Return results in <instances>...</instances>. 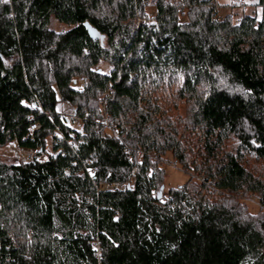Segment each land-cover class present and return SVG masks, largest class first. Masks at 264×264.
I'll return each mask as SVG.
<instances>
[{"label": "trees", "instance_id": "obj_1", "mask_svg": "<svg viewBox=\"0 0 264 264\" xmlns=\"http://www.w3.org/2000/svg\"><path fill=\"white\" fill-rule=\"evenodd\" d=\"M249 2L235 22L218 0H0V146L49 155L0 161V264H174L197 240L196 264H264V0ZM172 162L188 178L166 191ZM248 197L252 221L227 217ZM218 223L232 240L214 247Z\"/></svg>", "mask_w": 264, "mask_h": 264}, {"label": "rangeland", "instance_id": "obj_2", "mask_svg": "<svg viewBox=\"0 0 264 264\" xmlns=\"http://www.w3.org/2000/svg\"><path fill=\"white\" fill-rule=\"evenodd\" d=\"M246 0L242 7H237L234 3L235 0H218V3L221 5L219 10V17H224L228 14H231L234 17V21H238L241 16L251 15V7L249 6L251 2ZM233 5V6H232ZM256 16L260 18L261 10L258 9ZM66 28L64 25H60L53 21L52 28L55 30H62ZM101 68L104 71L108 70V66L101 65ZM58 112L62 115L67 116L68 118H74L76 114V108L70 104H58ZM50 145V144H49ZM13 161L20 162L22 158L19 154V146L16 142L8 143L5 146H0V161ZM166 179L163 185V188L167 191L170 188H177L185 184L187 181V176L180 172L177 167H174L172 164L166 166ZM224 208L227 210V217L232 218L235 222H240L243 224L249 223L253 220L256 215L259 204L254 201L252 203H247L244 200L239 199L236 202L225 203ZM218 230H213L209 232V241L211 240L214 247L220 246L221 243L225 240L231 241L232 237L230 235L231 231L227 228V223L217 224ZM197 251L193 248V243L186 244L181 252L175 257L174 264H196L199 260L202 250H206L203 243L197 240ZM208 251V250H207Z\"/></svg>", "mask_w": 264, "mask_h": 264}, {"label": "built area", "instance_id": "obj_3", "mask_svg": "<svg viewBox=\"0 0 264 264\" xmlns=\"http://www.w3.org/2000/svg\"><path fill=\"white\" fill-rule=\"evenodd\" d=\"M246 0H235V5L237 7H242L243 4L245 3ZM242 18V16H241ZM112 92V87H110L108 89V91L105 93V95L103 96L102 100L99 102V105L104 108V98ZM74 120L76 122H78V119L75 117ZM103 125L105 127H109V120L108 118H106L104 120V123ZM41 129V125L36 123V124H32L31 127L29 128L28 132H27V135H26V138L27 140H31L32 142L35 141L36 139V132L38 130ZM55 139L57 140H64L65 137H63V135L59 132L55 135ZM71 146V145H70ZM55 152V154H57L59 151H53ZM19 154L22 158V161L26 162V163H33V162H47L48 159H49V155L46 153V152H41L39 150H30V149H26V148H22V147H19ZM88 164L90 165V162H88ZM174 167H176V164L175 163H171ZM93 171V170H92ZM91 170L88 172L89 173H93ZM115 190H119V191H123L124 190V186H121L119 184H107V183H103L99 186L98 188V191H101V192H104V191H115ZM247 202V203H252L254 201L258 202V198H252V197H248L246 199H244V202ZM95 247H97V245H95ZM100 251L98 250V253Z\"/></svg>", "mask_w": 264, "mask_h": 264}, {"label": "water", "instance_id": "obj_4", "mask_svg": "<svg viewBox=\"0 0 264 264\" xmlns=\"http://www.w3.org/2000/svg\"><path fill=\"white\" fill-rule=\"evenodd\" d=\"M87 27L89 28V26L87 25ZM163 189V188H162Z\"/></svg>", "mask_w": 264, "mask_h": 264}]
</instances>
